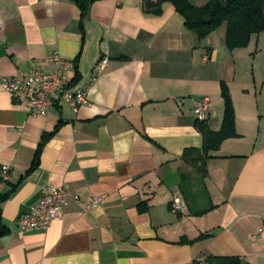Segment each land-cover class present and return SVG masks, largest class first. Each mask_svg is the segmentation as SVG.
<instances>
[{"label": "crops", "instance_id": "crops-1", "mask_svg": "<svg viewBox=\"0 0 264 264\" xmlns=\"http://www.w3.org/2000/svg\"><path fill=\"white\" fill-rule=\"evenodd\" d=\"M79 19L70 0H0V78L51 70L45 60L56 52L69 84L76 65L80 79L71 86L86 92L76 111L64 104L39 117L0 88V167L10 178L0 194L25 175L41 136L59 124L36 168L0 205V264H205L210 256L264 264V30L229 51L224 27L198 40L169 3L151 16L142 0H98L82 33ZM222 82L237 137L206 162L215 208L173 214L179 173L194 174L182 154L202 147L194 103L209 101L205 123L218 131ZM47 185L66 186L69 205L45 230L22 233L17 218Z\"/></svg>", "mask_w": 264, "mask_h": 264}, {"label": "trees", "instance_id": "trees-1", "mask_svg": "<svg viewBox=\"0 0 264 264\" xmlns=\"http://www.w3.org/2000/svg\"><path fill=\"white\" fill-rule=\"evenodd\" d=\"M74 3L80 13L79 28L83 32L82 25L91 4L98 0H70ZM169 3L175 12L183 20L184 28L195 34L198 40H203L211 33L224 27V44L227 50L233 51L247 47L252 36H256L264 30V0H208L202 6H194L188 0H142V11L145 15L158 16L161 13V6ZM75 60V64L77 62ZM80 75L74 66V77L70 85L78 83ZM220 97L223 101V114L220 129L211 131L205 122H195V126L202 136V147L200 150L186 149L181 159L192 169L193 175L179 173L178 191L183 202L187 215L200 217L212 211L215 206L212 204L208 191L205 187L207 178L206 162L211 158L209 155L219 149L223 141L237 137L234 127L233 105L230 99L229 90L223 82L220 83ZM54 131L41 136L40 142L34 152L33 160L29 169L22 176L16 185L5 194H0V205L6 201L17 185L24 177L33 171L45 142L56 132ZM144 209L139 208V211ZM5 229L0 226V235ZM203 237H200L202 239ZM181 244L188 243V240L181 239ZM205 264H241L235 257H206Z\"/></svg>", "mask_w": 264, "mask_h": 264}, {"label": "built area", "instance_id": "built-area-1", "mask_svg": "<svg viewBox=\"0 0 264 264\" xmlns=\"http://www.w3.org/2000/svg\"><path fill=\"white\" fill-rule=\"evenodd\" d=\"M53 66L44 71L31 68L13 77L0 78V88L18 104L25 105L33 116L45 117L55 106L68 105L74 111L85 103L86 92L83 89L71 86L65 76L66 62L56 52L50 53L46 60ZM107 60L102 58L94 70L99 74ZM209 110V101L202 98L194 103L193 114L198 122H205ZM9 167H0V189L9 181ZM101 197L93 198L89 207H96ZM70 199L66 186H44L40 196L32 204L24 217L16 220V226L22 233L45 230L52 222L60 219L63 210L69 205ZM184 205L179 197L170 203V212H182Z\"/></svg>", "mask_w": 264, "mask_h": 264}, {"label": "rangeland", "instance_id": "rangeland-1", "mask_svg": "<svg viewBox=\"0 0 264 264\" xmlns=\"http://www.w3.org/2000/svg\"><path fill=\"white\" fill-rule=\"evenodd\" d=\"M264 55V53H262Z\"/></svg>", "mask_w": 264, "mask_h": 264}]
</instances>
